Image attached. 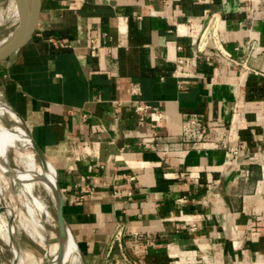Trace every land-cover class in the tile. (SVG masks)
<instances>
[{
	"label": "crops",
	"instance_id": "obj_1",
	"mask_svg": "<svg viewBox=\"0 0 264 264\" xmlns=\"http://www.w3.org/2000/svg\"><path fill=\"white\" fill-rule=\"evenodd\" d=\"M0 87L55 170L85 264H127L104 257L118 225L128 249L127 234L150 237L138 264H264V0H41ZM192 113L202 143H141Z\"/></svg>",
	"mask_w": 264,
	"mask_h": 264
},
{
	"label": "bare ground",
	"instance_id": "obj_2",
	"mask_svg": "<svg viewBox=\"0 0 264 264\" xmlns=\"http://www.w3.org/2000/svg\"><path fill=\"white\" fill-rule=\"evenodd\" d=\"M23 3L28 13L22 10ZM32 5L31 0H0V26L12 24L0 38V46L19 37L31 20ZM3 109L14 123L6 126L0 118V238L11 250L9 264H83L69 230L60 233L58 229L55 212L62 193L53 166L39 157L29 127L1 99ZM2 181L16 187V208L5 202ZM17 231L26 234L42 253L22 252L15 239Z\"/></svg>",
	"mask_w": 264,
	"mask_h": 264
},
{
	"label": "built area",
	"instance_id": "obj_3",
	"mask_svg": "<svg viewBox=\"0 0 264 264\" xmlns=\"http://www.w3.org/2000/svg\"><path fill=\"white\" fill-rule=\"evenodd\" d=\"M211 33V29L208 28L200 34L197 43V48L199 50H202L205 47L208 40L207 38L211 36ZM246 48L250 51L251 45L248 43ZM91 52L94 53L93 50ZM228 56L230 57V55ZM242 64L245 66L246 62ZM136 108L140 112H145L151 108V105L141 102ZM208 132L209 126L204 121L203 116L197 113H192L182 121L180 134L159 136L156 132H153L151 136L142 137L141 143L145 148L155 151L161 156H166L172 152L186 151L195 147L205 140ZM243 149V145H239L233 149H226L225 158L227 160L237 159L242 155ZM190 228L195 229V225L192 224ZM124 235L125 231L123 230V227L118 225L106 245L104 257L107 260L110 259L113 251L117 250L119 256L127 264H138L131 254L143 252L144 249L150 245V237L139 232H131L127 234L129 240L133 241L128 249L123 243Z\"/></svg>",
	"mask_w": 264,
	"mask_h": 264
},
{
	"label": "rangeland",
	"instance_id": "obj_4",
	"mask_svg": "<svg viewBox=\"0 0 264 264\" xmlns=\"http://www.w3.org/2000/svg\"><path fill=\"white\" fill-rule=\"evenodd\" d=\"M8 25L11 26L12 25L11 22H9ZM8 25L6 24V25L0 26V38H2L3 36H5L7 34ZM0 98L1 99L4 98L3 90L1 87H0ZM0 118H1L2 124L6 125V126L14 124L13 121H11L9 119V115L4 109L0 111ZM22 124L25 125L23 120H22ZM30 133H31V131H30ZM2 185L4 188L2 193H3V198H4L5 202L9 205H12L13 208H16L17 204L15 205V200L17 201L16 203H18V199L16 196L18 194V192H17L16 187L14 185H11L10 183L7 185L6 183H4V181H2ZM15 239H16L18 248L22 252L31 251L32 253H34L36 255H39L42 253L41 248L38 245H36L34 242H32L31 239L26 234H24L20 231L19 232L17 231L15 234ZM11 254L12 253H11L10 248L7 247L4 244V242L2 241V239L0 238V264H9V258L11 257ZM26 263L28 264V261H26Z\"/></svg>",
	"mask_w": 264,
	"mask_h": 264
},
{
	"label": "water",
	"instance_id": "obj_5",
	"mask_svg": "<svg viewBox=\"0 0 264 264\" xmlns=\"http://www.w3.org/2000/svg\"><path fill=\"white\" fill-rule=\"evenodd\" d=\"M22 1H24V0H22ZM31 1L33 2L31 20L29 21V23L26 25L25 29L21 32V34L19 35V37L15 41L0 46V60L5 55H7L8 53H10V52H12V51H14V50L22 47L23 45H25L28 42V40L31 38V36H32V34H33V32H34L37 24H38V21H39V11H40V6H41V0H31ZM24 3H23L22 10L24 9L25 13H28L27 5H25ZM13 112L21 120H23L22 117L19 114H17L14 110H13ZM33 143H34V147H35L36 152L39 155V157L42 160H45L46 161V157L44 156V154L41 151V149L38 147V145L35 143V141ZM62 206H63V199L59 203V206L57 207L55 214H56V220H57L58 229H59L60 233H65V230L66 229L69 230V227H68V225L65 222V219H64V216H63ZM69 232H70V230H69ZM80 253H81V251H80ZM82 262H83V264H85L83 258H82Z\"/></svg>",
	"mask_w": 264,
	"mask_h": 264
}]
</instances>
